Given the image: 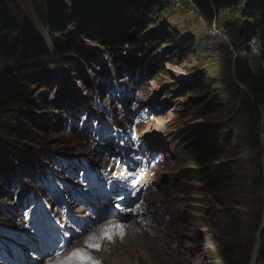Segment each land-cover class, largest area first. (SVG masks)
Wrapping results in <instances>:
<instances>
[{"label":"rangeland","instance_id":"rangeland-1","mask_svg":"<svg viewBox=\"0 0 264 264\" xmlns=\"http://www.w3.org/2000/svg\"><path fill=\"white\" fill-rule=\"evenodd\" d=\"M68 1V4L72 3L71 0ZM160 1L169 3L167 11L158 13L155 20L139 31L140 34L149 38L148 46L153 48L152 54L160 67L159 72L156 73L152 68H146L145 71L137 70L139 75L136 74L138 77L133 78L125 73L123 67L120 70L114 68V71H111V66L114 64L105 46L95 45L87 38H80L76 42L80 48L89 53L91 59L83 61L75 54L67 53L64 56L67 59L62 64V56L57 55L53 46L49 44L48 33L42 31L43 28L40 26L37 13L31 8L30 0H20L21 9L27 13L43 44L49 48L50 52L43 58L42 66L29 63L30 69L27 73L34 74L38 81L33 87L31 96L33 103L30 107L15 113L13 117L15 121H11L24 125L25 131L27 130L32 138L26 141L19 140L12 134H6L5 131L0 130V144L4 147L3 155L8 160L10 168L16 173L12 179L19 175L20 165L26 164V161H21L25 156H28L30 163H35L31 170L39 165V169H47L51 173L50 185L54 186L55 193L58 194V202L55 203L46 196L44 188L42 192L36 189L32 192L41 204V209L49 208L47 212L49 220L57 221L53 231L63 230L69 233L65 237L67 242L69 239L74 240L72 248H76L87 239V235L78 234L79 228L76 224L82 226V223L74 219L75 211L78 210L76 202L86 201L80 196L86 185L79 184L82 187L78 188L77 182L69 181L68 177L65 178L62 173L65 170L68 172L70 168L76 171L81 167L89 175L90 165L81 161V155H84V151L90 154L93 143L96 142L90 157L94 162L93 167L101 177H94V174L90 176L101 192L106 182L112 184L110 187L112 193H115L119 186L124 190L131 180L127 179V176H130V170L125 172V169L134 164L135 159L141 161L143 169L148 161L146 160L148 155H151L150 159L154 162L153 167L145 170L144 176L148 177V184H150L145 194L153 196V207L156 211L153 217L159 219L154 223L146 222L144 219L140 223L130 215L122 216L119 221L123 225L130 223L132 227L145 225L144 231L134 233L139 237H144L145 233L149 235L150 239H153L149 242L150 247L144 249L141 243L135 246L130 238L123 242L118 237V241L113 242L117 253L109 257L113 259L127 257V264L136 262L139 264H229L224 259V253L230 249L233 250L234 255L237 256L233 260L240 262L239 257L243 256L241 251L248 245L245 242L250 241L252 248L250 260L252 251L257 246L256 236L264 215V147L261 143V136L264 137V113H262L263 119L259 129L258 160L263 175V188L259 192L262 207L259 210L255 211L253 201L244 204L245 207L240 209L232 204L222 206L217 198L205 193L204 186L195 180L201 165L181 154L180 146L185 140L187 141L186 136L198 125H221L229 131L237 130L239 123L234 126L233 114L198 124L200 120H203L200 116L202 108L199 109V105L207 100L202 95L197 96L198 90L194 86L199 80L210 79L209 77L216 74L218 70L222 71L224 79L228 78V80H231L227 77L228 74H231V69L234 70V79L240 82L236 63H247L248 51L255 49V42L251 41L250 31L255 23L250 19L237 18L227 21L225 24L227 29L218 32L209 28L202 17H195L188 12L182 13L172 0ZM250 2L239 0V3L245 7H250L252 3ZM70 10L73 25L80 19L81 23L85 22L84 17L80 18L76 11L72 8ZM73 29L71 28V31L74 34ZM237 46L245 50L243 55L239 54ZM216 62L220 63L215 65ZM51 63L54 64L55 70L53 69L54 72L52 70L49 76L51 78L43 83L38 73L41 75L43 69ZM243 89L247 91L249 99L255 98L253 90L249 91L246 87ZM60 91H64L62 96H59ZM67 97L72 102L64 103ZM196 109L199 111H195ZM102 112L104 115L107 114V117L99 118ZM204 112H208V109ZM162 117H165L164 120L161 119ZM69 120L72 122L71 130L67 128L68 123H71ZM1 121L0 119V125L6 126ZM88 122L102 125L101 132L111 131L110 143L101 145L95 138V134L90 135L93 139L85 137L87 135H84L85 132L82 134V129ZM161 123L168 129L167 131L162 130ZM117 125L123 128L121 133V129L116 128ZM85 130L88 132L87 129ZM239 133L247 137L251 145V138L247 136V133L240 129ZM148 139L152 142L148 143ZM148 145H154L155 148L149 150L143 148ZM134 152L137 153L134 154ZM52 155L61 163L50 159ZM246 155L248 156L247 153ZM248 157L252 160V157ZM66 161L69 162V166L63 169L62 164ZM157 169L162 170L161 175L156 174ZM60 173L62 177L57 178ZM154 175L156 179L153 180L151 177ZM17 178L15 182L18 188L30 186L25 185L26 181L24 183ZM134 180L140 182V186L146 183L139 179ZM9 194L1 197L8 198ZM247 197L253 198L248 194ZM143 198L149 199V196ZM29 199L30 197L26 200L28 204L31 203ZM2 200L3 203L13 204L5 199ZM144 202L147 204V201ZM1 204L0 202V206ZM68 205L73 207V213L66 212ZM148 217L152 220L150 216ZM256 219L258 224H255ZM72 221H76V224L70 227ZM29 227L26 225L24 228ZM43 227L44 222L39 220L30 227L29 232L22 233L23 236H21L26 242L30 241L33 247H37L39 240L35 238L42 233ZM134 230L133 228L131 231ZM77 236L79 238H76ZM262 236L263 233L260 234V242ZM49 238L53 239V236ZM64 246L55 248L54 251L64 255L66 254ZM68 251L70 252L71 248ZM91 254L101 264H106L98 251H93ZM52 259L57 258L52 257ZM259 260L260 255L256 264H264L259 263Z\"/></svg>","mask_w":264,"mask_h":264},{"label":"trees","instance_id":"trees-1","mask_svg":"<svg viewBox=\"0 0 264 264\" xmlns=\"http://www.w3.org/2000/svg\"><path fill=\"white\" fill-rule=\"evenodd\" d=\"M71 1L72 3L68 4V0H30L42 31L48 33L46 35L49 44L57 55L62 56V64L67 59L64 57L67 53H73L83 61L91 59L89 53L76 42L80 38H87L95 45L105 46L116 70L123 67L131 76L138 75L140 70L145 71L146 68L159 72L160 67L152 54L153 48L148 46L149 38L139 31L155 20L158 13L167 11L169 3L160 0ZM172 1L182 13L188 12L195 17H202L214 31L226 30V22L237 18L250 19L255 23L254 28L250 29L255 49L248 51L247 63H236L240 82L234 79V70L231 69V74L227 76L231 80L224 79L222 71L218 70L213 74L214 78L212 76L204 81L199 80L194 86L198 90L197 96L202 95L207 100L199 105V109L202 108L200 116L203 120L198 124L233 114L234 126L239 123L237 130L229 131L221 125H198L186 136L187 141L180 146V151L201 165L195 180L204 186L205 193L217 198L220 205L232 204L240 209L245 207L244 204L253 201L255 211L259 210L262 207L259 192L263 188L258 154L259 129L264 113V0H248L252 2L250 7L242 6L239 0ZM69 7L76 11L80 18L84 17L85 22L81 23L80 19L73 25ZM71 28H74V34ZM237 51L242 55L245 52L240 46H237ZM49 52L27 13L21 9L20 0H0V119L6 125H0V130L19 140L32 138L30 133L25 131L24 125L11 122L15 121V113L33 103L31 96L37 80L34 74L27 73L30 69L29 63L42 66V60ZM54 67L51 63L43 69L41 75L38 73V76L42 77L41 82L44 83L49 78ZM243 87L249 91L253 90L255 98L249 99ZM207 109L208 112H204ZM239 129L251 138V145L247 137L240 135ZM3 149L0 144V195L4 194L8 174L14 173L3 155ZM246 153L252 160L248 159ZM30 162L27 158L26 164L22 165L23 173L26 174L28 169L23 166L27 167ZM247 194L253 198H248ZM1 198L4 197L0 196V202ZM11 211H14L13 205L1 204L0 221H6ZM255 224H258L257 219ZM261 233L263 236L259 263H264V228ZM245 243L248 245L241 251L243 256L239 257L240 262L233 260L237 256L231 249L224 253L226 262L249 264L251 242Z\"/></svg>","mask_w":264,"mask_h":264},{"label":"bare ground","instance_id":"bare-ground-1","mask_svg":"<svg viewBox=\"0 0 264 264\" xmlns=\"http://www.w3.org/2000/svg\"><path fill=\"white\" fill-rule=\"evenodd\" d=\"M57 66V65H56ZM58 67V66H57ZM55 70V69H54ZM54 70H53V72H54ZM66 71V70H65ZM67 72V71H66ZM68 73V72H67ZM70 73H71V71H70ZM139 75V74H138ZM133 78H136L137 77V75L136 76H132ZM51 77H49L48 79H50ZM60 83H61V81H60ZM63 93H64V91H60L59 92V96H62L63 95ZM72 99V98H71ZM70 101V98L69 97H67V100H65V102L64 103H66V102H69ZM70 102H72V100L70 101ZM103 116H106L107 117V114L106 115H104V113L102 114V116H99V118H102ZM165 118V117H164ZM164 118L162 117L161 119L162 120H164ZM90 123L88 122V124L86 125L87 126V130H88V132L90 131V128L88 127V125H89ZM161 126H162V130H165V131H167L168 129L167 128H165V126L161 123L160 124ZM71 126H72V123H68V125H67V128H68V130H70L71 129ZM146 126H147V124H146ZM82 136V135H81ZM111 137H107L106 139H105V141H107V143H110V141H109V139H110ZM83 139V138H82ZM150 139V138H149ZM148 139V143H151V142H149L150 140ZM163 139V138H162ZM84 140V139H83ZM143 148H146V150H149V149H154L155 148V146L154 145H148L147 147H145V146H143ZM88 153V152H87ZM137 152H134V154H136ZM182 154V153H181ZM88 155V157H90V155L89 154H87ZM150 156L151 155H148L147 157H146V160H148L147 161V163H146V166H144V169H143V166H142V168L140 169V172L143 174V176L142 177H140L139 178V180H141L142 182L143 181H145L146 183L145 184H143L142 186H138L137 187V194H136V196H135V199L134 198H132V200L134 199V202H137V201H139V199H143V200H140L138 203H137V205H139V207H137V205L136 206H133V202H130L129 204H131V208L133 209V211L132 212H127V211H125V209H124V211H123V213L124 214H122L121 212H120V216L122 217V216H132L133 218H135L136 219V221H138V222H140V223H142L143 222V220L144 219H146V222H155L157 219H159V218H156V217H153V215H155V213H156V211H154L155 209H154V207H153V205H154V202H153V196L151 195H148V194H145V193H147L148 192V187H149V185L150 184H148L149 183V179H148V177L147 176H144V175H146V172H145V170H148L149 168H151V167H153L154 166V162H153V160L152 159H150ZM30 157H32L33 158V156H30ZM28 158V156H25L23 159H21V161H26V159ZM50 159H55L54 158V156L52 155V156H50L49 157ZM55 160H57V162L60 164L61 162H60V160H58V159H55ZM22 163V162H21ZM22 165L23 164H21L20 166H21V170H20V172H19V175L17 176V177H24V176H28L26 179L28 180L26 183H25V181L23 180V179H20V178H17L18 180H22V181H24V183H25V185L27 186V184H29L30 186L29 187H21V188H18L17 187V183L15 182V179L16 178H13V179H10L9 177H7V179H6V181H8L7 182V184H6V186L8 187V189H7V191H5V193L8 195V193H13V194H18V193H20L21 192V195H23V196H27V194H28V190L29 191H34L35 189L38 191V192H42V185L41 184H39L38 186L39 187H37L36 185L38 184V183H41V182H38L39 180H41V179H43V181L45 180L46 182L48 181L47 180V178L50 180V177H51V173L49 172V171H45V169H39V165H36V167L34 168V169H30L32 166H34L35 165V163H31V164H29L28 166H27V173L25 174V173H23V171H22ZM63 168V167H62ZM63 169H65V168H63ZM75 170V169H74ZM14 171V170H13ZM37 172L36 173V175H37V178H35V177H33V175H34V173L33 172ZM46 172V173H45ZM139 172V171H138ZM156 174H158V175H161L160 173L162 172V170L161 169H157L156 170ZM136 173V172H135ZM63 176H66V175H68L69 177H74V174L75 173H73L71 170H68V172L65 170L63 173ZM62 174L60 173V175L59 176H57V178H60V177H62ZM137 174V173H136ZM14 175H16V174H12V177L14 176ZM130 176H135V174L134 173H131V175ZM130 176H128L127 177V179H129L130 178ZM132 178V177H131ZM78 178H75V179H73L72 180V182H75L76 180H77ZM151 179H156L155 178V175L153 176V177H151ZM75 180V181H74ZM132 180V179H131ZM141 182V183H142ZM140 183V182H139ZM17 184V185H16ZM34 187V188H33ZM33 188V189H32ZM20 189H22V190H20ZM130 189H133L132 187L130 188ZM135 189H136V187H135ZM134 190V189H133ZM132 190V191H133ZM6 194H1L0 196H2V195H6ZM3 196V197H4ZM67 196V195H66ZM145 196H149V199H144L143 197H145ZM10 198L13 200V197H12V195L10 196ZM144 201H147V204H145V202ZM79 204H81L79 201L78 202H76V205H77V208L76 209H78L77 211H75L76 213L75 214H78V213H80V214H82V212H83V210L81 209V205H79ZM68 207V209H67V211L66 212H68V213H73L74 211L72 210V206L71 205H68L67 206ZM55 208H58V207H55ZM20 209L21 210H26L25 209V207L24 206H20ZM152 209V212H150V210ZM39 211V210H38ZM40 211H42V213H44L45 215L47 214V210H46V207H44L43 209H41ZM150 213V214H149ZM129 214V215H128ZM149 214V215H148ZM150 216L151 218H152V220L148 217V216ZM145 216H147L146 218H145ZM75 217H84V216H77V215H75ZM116 216H113V215H107L106 216V218H107V220L105 221V222H103V223H100V224H98L95 228H94V230L90 233V234H88V237L89 236H99L104 230H110V229H112V226H114V225H117V224H121L119 221V219L120 218H115ZM15 218H17L18 219V217H15ZM149 218V219H148ZM147 219H148V221H147ZM124 227H125V230H126V235L121 239V241H123V242H125V241H128L127 239L128 238H130L131 240H132V243H134V245L135 246H137L139 243H141L142 245H144V249H145V247L146 248H149L150 246H149V242H151L153 239H150L151 237L149 236V235H146V233L144 234V237H139V236H137L135 233L136 232H141V230H143V228L145 227L146 228V226L144 225V226H141V225H133V227L131 226V224L130 223H128V224H125L124 225ZM135 229L134 231H131L132 229ZM140 230V231H139ZM135 232V233H134ZM134 233V234H133ZM117 238L118 237H116L115 238V240L113 241V242H115L116 240H117ZM88 239V238H87ZM118 241V240H117ZM113 242H109V241H107V240H102L101 241V244H102V248H101V250L100 251H98L99 252V254H100V257L102 258V260L107 264H121V263H126V261H127V257H125V258H122V259H119V258H111V257H109L110 255H112V254H114L115 252L117 253V251H115V245L113 244ZM84 244H85V242H84ZM260 244H261V242H260ZM143 247V246H142ZM259 250H260V248H259ZM127 264V263H126ZM129 264V263H128ZM135 264H139L138 262H136Z\"/></svg>","mask_w":264,"mask_h":264},{"label":"snow or ice","instance_id":"snow-or-ice-1","mask_svg":"<svg viewBox=\"0 0 264 264\" xmlns=\"http://www.w3.org/2000/svg\"><path fill=\"white\" fill-rule=\"evenodd\" d=\"M138 158V157H137ZM127 172V169H125ZM131 175V173H129ZM133 189H135V184L132 185ZM132 195H136V192L133 191ZM119 199L123 200L124 197L120 193H117ZM118 208L119 204L116 205ZM139 207V205H137ZM127 212H132L133 209L128 207L125 209ZM64 235H69L68 232H65ZM126 235V230L123 224H117L112 226L110 230H104L99 236H89L85 241V244L81 248H72V244L74 243L73 239H69L67 245L64 246V255L61 253H57L56 255L60 258L52 259L51 264H101L99 260L93 257L91 254L93 251H100L102 248L101 241L107 240L110 243L115 240L116 237L123 238ZM76 238H79L78 236ZM71 248L69 252L68 249Z\"/></svg>","mask_w":264,"mask_h":264},{"label":"water","instance_id":"water-1","mask_svg":"<svg viewBox=\"0 0 264 264\" xmlns=\"http://www.w3.org/2000/svg\"><path fill=\"white\" fill-rule=\"evenodd\" d=\"M262 138H261V143H262V145H263V147H264V137L263 136H261ZM264 214V213H263ZM263 228H264V215H263V217H262V220H261V227H260V229H259V231L257 232V236H256V240H257V246L255 247V249H253V251H252V256H251V259H250V264H256L257 263V261H258V257H259V255H257V253L256 252H259V247H260V232L263 230ZM258 250V251H257Z\"/></svg>","mask_w":264,"mask_h":264}]
</instances>
